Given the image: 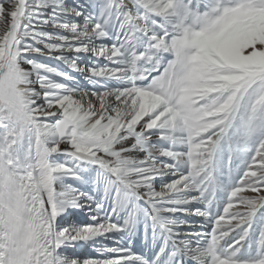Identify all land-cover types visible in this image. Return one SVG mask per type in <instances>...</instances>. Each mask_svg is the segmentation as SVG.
Instances as JSON below:
<instances>
[{
  "label": "snow or ice",
  "instance_id": "snow-or-ice-1",
  "mask_svg": "<svg viewBox=\"0 0 264 264\" xmlns=\"http://www.w3.org/2000/svg\"><path fill=\"white\" fill-rule=\"evenodd\" d=\"M0 264H264V0H0Z\"/></svg>",
  "mask_w": 264,
  "mask_h": 264
}]
</instances>
